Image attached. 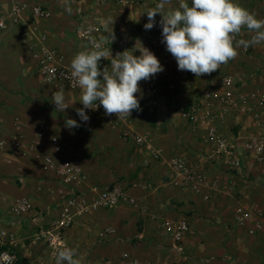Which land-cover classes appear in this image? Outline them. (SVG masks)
<instances>
[{"label": "crops", "instance_id": "obj_1", "mask_svg": "<svg viewBox=\"0 0 264 264\" xmlns=\"http://www.w3.org/2000/svg\"><path fill=\"white\" fill-rule=\"evenodd\" d=\"M25 1L42 6L49 17L35 19L27 9L19 24H9L0 37L1 73L13 67L20 71L22 59H32L30 46L41 35L47 36L48 46L62 53L68 65L78 52L89 48L79 37L73 49L62 41L61 29L67 18L61 12L60 0ZM120 1L69 0L79 30L95 27L100 30L101 37L109 36L113 30L116 39L112 43L109 41L108 48L112 57L134 49L136 43L137 47L141 44L148 48L149 39L162 36L159 13L155 26L150 30L144 28L148 22L145 12L154 9L151 4L125 0L129 4L124 5ZM245 1L251 0H235L264 20V2L250 4ZM188 2L191 6V0ZM178 6L179 0H172L171 7ZM0 9L9 13L11 0H0ZM252 35L253 32L244 28L237 39L248 40ZM162 51L170 55L172 63L150 79L139 82L140 91L136 96L141 110H133L129 118L118 119L114 114L103 120L89 117L83 122L76 111L83 108L81 90H64V95L70 94L65 96L70 107L63 114L76 118L87 130L95 132L97 153L102 162L88 158L93 153L92 148L80 143L81 134L74 128H67L63 117L56 119V125L55 122L54 125L47 123V135L36 150L14 149L11 143L15 133L14 118L20 119L22 131L30 143L37 141L38 127L34 126L42 115L35 105L16 101L0 88V130L6 141L5 148L0 151V233L7 234L0 236V250L5 249L9 237L14 236L19 244L20 259L27 260L28 264H56L50 248L35 240V234L52 226L58 215V205L70 194L119 184L136 200V205L121 204L111 210L85 215L66 232L64 247L74 249L81 264H124V254L153 264H196L198 259L199 264H264V229L254 236L248 233V228L260 216L264 220V186L250 181V178H262L264 163L247 157L242 159L238 170H230L217 155L215 145L208 141V128L213 126L224 139L236 141L242 154L246 139L257 132L255 122L238 110H230L223 120L206 123L186 120L179 114L181 109L188 110L195 104H201L207 112L219 114L221 107L217 97L207 101L203 94L211 87L219 93L225 76L234 79L239 92L264 90V42L247 50L239 48L238 56L224 64L221 70L199 77L178 70L176 60L161 42L157 53ZM134 55L139 56V51ZM109 66L110 60H106L105 67ZM183 72L188 73V79L180 77ZM54 87L55 91L60 90ZM151 88L160 92L158 97L151 96ZM123 130L142 138L144 144L140 146L133 140H125ZM55 139L59 143L57 147L53 145ZM152 150L161 152L162 159L155 161ZM175 156L187 158L206 178L208 184L200 193L181 190L172 184L169 160ZM44 157H51L57 163L80 165L87 181L65 184L54 171L45 170ZM230 180L236 184L235 192L228 189ZM213 186L216 188L211 190ZM23 197L31 201L32 209L17 214L13 211L14 205ZM239 210L251 214L249 226L238 224ZM182 219L190 224V231L181 242L183 254L173 248V239L162 227L165 221ZM108 229L113 234L102 237V232Z\"/></svg>", "mask_w": 264, "mask_h": 264}, {"label": "built area", "instance_id": "obj_2", "mask_svg": "<svg viewBox=\"0 0 264 264\" xmlns=\"http://www.w3.org/2000/svg\"><path fill=\"white\" fill-rule=\"evenodd\" d=\"M76 0H71L75 2ZM144 3H149L155 8L158 0H140ZM258 3L264 0H251ZM121 4H129L128 1H120ZM31 10V15L35 19H45L49 14L40 5H30L25 0H11V11L6 13L0 9V37L8 29L9 24L17 25L22 21L23 13L26 10ZM78 37L91 48L90 41L95 39L100 40V30L95 27L81 28L78 31ZM237 39V37H236ZM163 37L157 36L148 40V49L155 54L165 70L172 63V58L165 51L157 53L159 45ZM47 36L41 35L40 39L31 44L30 50L32 59L36 64L38 74L48 85H54L63 90L75 91L80 90L73 86L70 77L71 68L66 63V59L58 50L48 46ZM109 41L103 45L105 49L109 48ZM106 65V59H101L98 63L99 69H103ZM224 65H221V70ZM180 77L188 79V73H181ZM237 84L233 78L225 76L222 78L220 92L215 93L213 87L209 88L203 97L210 101L214 96L217 97L221 107L219 114H212L204 110L201 104H195L188 110L181 109L179 114L186 120L193 122H203L213 120H223L230 110H238L241 113L249 116L256 124L257 132L249 136L245 141L244 152L239 153L236 141L224 139L213 126L208 128V141L215 145L217 155L225 161L226 166L230 170H238L241 167L242 159L251 157L257 163H264V90L256 89L250 93L239 92ZM152 97H158L160 92L156 88L150 89ZM1 104V96H0ZM99 104V101H97ZM96 111L105 112L100 106ZM114 115V114H113ZM15 133L11 137V143L14 149L22 150L23 152L34 151L41 145L42 140L47 135L45 126L40 125L36 130L37 141L28 142L22 131V123L19 118H14ZM122 136L125 140H133L137 145H143L144 140L128 130H123ZM6 141L4 140L0 130V151L5 148ZM53 145L57 147L58 141L55 139ZM152 157L155 161L162 159V154L159 151L152 150ZM45 170L54 171L56 175L67 185H76V183H85L87 176L82 167L75 163H57L51 157H44ZM169 166L173 173L172 184L181 190H189L194 193H200L202 188L208 184L206 178L199 173L191 164V162L181 156L172 157L169 160ZM216 186L210 187L211 190ZM230 192L236 191V184L233 180L228 182ZM121 204L136 205V200L130 196L125 187L117 184L108 188L92 187L88 191H77L61 201L58 205V215L52 226L49 228L40 229L35 234L34 239L39 242H44L51 250V254L56 259L55 252L57 249L64 247V239L66 232L73 226L75 221L80 217L97 212L99 210H111ZM31 201L26 198H20L14 205L13 211L17 214H25L31 211ZM237 221L240 226L247 227L252 223V217L249 212L239 210L237 213ZM165 232L173 239L174 249L183 254L184 248L181 245L184 237L190 231V224L186 219L179 221L168 220L162 223ZM264 220L260 218L252 227L248 228L250 236H254L258 232L263 231ZM113 234V231L108 229L102 232V237ZM1 237L7 236L3 231ZM18 241L14 236L8 239V246L0 250V264H17L20 257L18 253ZM124 264H153L143 262L136 258H131L128 254L122 256Z\"/></svg>", "mask_w": 264, "mask_h": 264}, {"label": "clouds", "instance_id": "obj_3", "mask_svg": "<svg viewBox=\"0 0 264 264\" xmlns=\"http://www.w3.org/2000/svg\"><path fill=\"white\" fill-rule=\"evenodd\" d=\"M171 3L172 0H158L154 9L146 11L148 22L144 28L152 29L156 15H161L162 43L180 71H189L197 77L211 74L234 60L239 48L247 50L264 42V20L235 0H191V6L188 0H179L176 8L171 7ZM244 28L254 35L248 40L236 39ZM115 39L112 30L99 41L91 40V48L78 52L71 60L70 77L73 86L81 90L80 103L83 105L76 111L83 122L89 120L85 109L95 110L100 106L105 115L115 114L118 119L129 118L133 110L140 111L136 96L140 91L139 82L163 71L155 54L141 44L137 47L136 43L134 49L112 57L111 50L103 45ZM135 51L140 55H134ZM102 58L110 60V66L101 71L98 63ZM52 103L62 112L70 107L63 89L52 93ZM65 124L69 129L80 127L74 119H66ZM54 254L56 264H81L76 251L67 246L57 249Z\"/></svg>", "mask_w": 264, "mask_h": 264}, {"label": "rangeland", "instance_id": "obj_4", "mask_svg": "<svg viewBox=\"0 0 264 264\" xmlns=\"http://www.w3.org/2000/svg\"><path fill=\"white\" fill-rule=\"evenodd\" d=\"M245 2H248L250 4H257L252 1ZM59 5L61 7V12L67 18L65 19L66 24L63 25V28L61 29L62 41H65L71 49L76 48V40L78 39V31L80 26L79 24H76V13L74 11V7L69 2V0H60ZM19 67L21 68L20 71L17 70V67H13L10 68L7 72H0V88L6 94L14 96V100L22 103L27 102L28 104L35 105L39 109L42 116L39 122L35 124V129L40 125H43L47 128L48 122H50V124L55 122L56 125V119L58 117L65 118V121L66 119H73L67 117V113L63 114L62 111H58L56 110V107H53L55 106V104L52 103V93L55 92L56 87L48 85L44 82L42 77L38 74L37 67L33 59H22ZM65 96H70V94ZM74 100L76 101V98H74ZM85 112L91 118L103 120L107 117V115H105V112H99L93 109H85ZM74 120H76V118ZM77 123L79 122L77 121ZM74 130L78 134H81L80 138L82 139L80 140V143H84L92 148L93 153H90V156L88 158L97 160L98 162H102L101 157H99V153H97L98 141L96 139L97 137L95 132L92 130H87L86 127L82 124H80V127L74 128ZM88 150L91 151L90 149ZM260 175L262 177L261 179L250 178V181L258 186H264V172H261ZM195 262L196 264H199V259Z\"/></svg>", "mask_w": 264, "mask_h": 264}, {"label": "trees", "instance_id": "obj_5", "mask_svg": "<svg viewBox=\"0 0 264 264\" xmlns=\"http://www.w3.org/2000/svg\"><path fill=\"white\" fill-rule=\"evenodd\" d=\"M17 264H28V262H27V260L21 258V259H19Z\"/></svg>", "mask_w": 264, "mask_h": 264}]
</instances>
